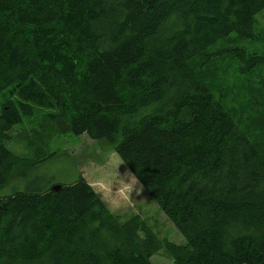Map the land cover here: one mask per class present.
Returning a JSON list of instances; mask_svg holds the SVG:
<instances>
[{
    "label": "trees",
    "instance_id": "1",
    "mask_svg": "<svg viewBox=\"0 0 264 264\" xmlns=\"http://www.w3.org/2000/svg\"><path fill=\"white\" fill-rule=\"evenodd\" d=\"M262 10L0 0V188L20 159L10 131L47 111L118 153L184 241L161 243L135 216L118 223L78 175L0 197V264H152L161 248L170 264H264Z\"/></svg>",
    "mask_w": 264,
    "mask_h": 264
},
{
    "label": "rangeland",
    "instance_id": "2",
    "mask_svg": "<svg viewBox=\"0 0 264 264\" xmlns=\"http://www.w3.org/2000/svg\"><path fill=\"white\" fill-rule=\"evenodd\" d=\"M256 19L264 29V10ZM47 113L35 109L31 117L23 118L21 123L10 131L11 141L6 147L20 159L7 175L5 185L0 188V197L26 190L38 191L46 183L67 185L75 181L78 175L87 183L86 169L94 164H102L113 154L84 134L73 136L67 133L66 125L61 121L49 120L45 116ZM38 148L45 154L52 153L56 156L50 163L37 164L32 168L33 163L29 160ZM118 170L123 173L127 169L122 164ZM22 172H27L28 178L32 177L35 183L29 184L27 177L21 179L19 175ZM135 199L131 206L124 207L115 214L104 205L118 223L135 216L161 243L165 241L175 245L183 244L182 237L143 189L141 195L135 196ZM107 245L110 246L111 241L108 240ZM150 261L152 264H170L163 248L153 255Z\"/></svg>",
    "mask_w": 264,
    "mask_h": 264
},
{
    "label": "clouds",
    "instance_id": "3",
    "mask_svg": "<svg viewBox=\"0 0 264 264\" xmlns=\"http://www.w3.org/2000/svg\"><path fill=\"white\" fill-rule=\"evenodd\" d=\"M125 163L118 153H113L102 164H94L86 169L88 187L113 214L131 206L136 200L135 196H140L143 189L134 173L128 170L119 172L120 165Z\"/></svg>",
    "mask_w": 264,
    "mask_h": 264
}]
</instances>
